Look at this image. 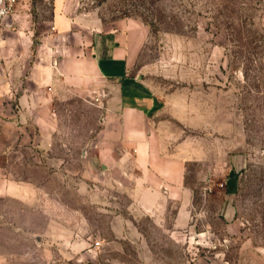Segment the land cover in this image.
<instances>
[{
  "label": "rangeland",
  "instance_id": "obj_1",
  "mask_svg": "<svg viewBox=\"0 0 264 264\" xmlns=\"http://www.w3.org/2000/svg\"><path fill=\"white\" fill-rule=\"evenodd\" d=\"M75 8L101 23L135 18L149 29L136 72L179 107L186 139L200 141L209 154L186 165L192 223L177 230L175 203L160 224L153 212L136 214L126 192L91 173L90 162L87 170L100 119L94 99L77 97L61 106L56 143L43 152L57 161H44L45 169L31 167L25 160L36 151L21 149L10 167L12 177L33 178L47 189L39 201L49 200L52 207L31 215L30 208L9 203V213L23 219L24 227L39 228L43 246L74 250L69 261L57 256L58 264H191L200 257L264 264V0H75ZM49 12L48 2L31 0L11 28L24 57L41 45L38 25ZM6 59L0 56V65ZM60 163L66 171L48 177L51 165ZM228 200L232 223L222 215ZM117 215L135 223L134 239L116 238ZM52 220L65 221L71 239L51 240ZM90 248L97 257L75 259ZM39 259L47 264L42 254Z\"/></svg>",
  "mask_w": 264,
  "mask_h": 264
},
{
  "label": "crops",
  "instance_id": "obj_2",
  "mask_svg": "<svg viewBox=\"0 0 264 264\" xmlns=\"http://www.w3.org/2000/svg\"><path fill=\"white\" fill-rule=\"evenodd\" d=\"M45 1L50 4V14L39 22L41 45L34 56L24 57L11 35L31 0H19L0 31V56L8 60L0 65V264H41L40 254L47 264H58L54 261L57 256L72 259L74 250L57 252L55 245L43 246L45 238L39 228L24 227L23 219L8 211L9 203L30 208L31 215L52 207L49 200L39 201L41 194L50 193L47 189L33 178L12 177L10 167L21 149L36 151L25 160L28 166L45 169L44 161H57L43 152L55 145L57 114L71 97L94 99L99 114L93 148L87 153V170L90 162L94 166L91 173L131 197V210L136 214L153 212L159 224L175 203L179 210L175 226L177 230L186 228L192 223L188 215L193 207V190L185 182L186 165L203 161L209 154L200 141L186 139L179 107L136 72L149 29L135 18L101 23L78 11L75 0ZM241 160L235 162L237 167L242 166ZM62 163L55 164L58 169L51 165L48 177L65 172ZM99 193L102 196L101 190ZM222 211L232 223L229 200ZM81 223H85L82 218ZM49 224L54 227L48 231L51 240L61 235L71 239L65 221ZM115 224L112 231L116 238L134 239L131 236L139 233L134 222L120 215ZM92 233L97 240L98 233ZM18 240L25 241L27 247L18 246ZM97 256V249L90 248L80 251L75 259ZM191 264L222 263L200 257Z\"/></svg>",
  "mask_w": 264,
  "mask_h": 264
},
{
  "label": "built area",
  "instance_id": "obj_3",
  "mask_svg": "<svg viewBox=\"0 0 264 264\" xmlns=\"http://www.w3.org/2000/svg\"><path fill=\"white\" fill-rule=\"evenodd\" d=\"M19 3V0H0V31L3 20L12 15Z\"/></svg>",
  "mask_w": 264,
  "mask_h": 264
}]
</instances>
